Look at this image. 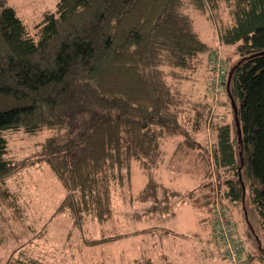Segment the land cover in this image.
Segmentation results:
<instances>
[{"label":"trees","instance_id":"1","mask_svg":"<svg viewBox=\"0 0 264 264\" xmlns=\"http://www.w3.org/2000/svg\"><path fill=\"white\" fill-rule=\"evenodd\" d=\"M55 3L29 27L8 0H0V208H13L11 179L46 164L64 190L53 214H65L74 228L86 220L104 224L116 213L115 194L131 204L126 192L136 166L145 179L134 195L147 215L173 213L170 196L208 208L218 195L226 209L249 203L264 233V0ZM191 11L215 22V41L231 48L235 60L227 64L200 39ZM216 58L225 69L221 95L237 109L240 146L233 119L209 118ZM200 74L211 99L193 93ZM205 126L212 135L208 146L194 140ZM45 130L50 134L33 154L17 159L10 152L8 140L16 133ZM166 143L176 146L168 157ZM189 152L194 166L205 170L204 182L179 192L157 180L164 167H176L175 157ZM145 231L162 242L173 230L160 224L138 232ZM135 261L153 264L149 257ZM3 264L22 262L9 256Z\"/></svg>","mask_w":264,"mask_h":264},{"label":"rangeland","instance_id":"2","mask_svg":"<svg viewBox=\"0 0 264 264\" xmlns=\"http://www.w3.org/2000/svg\"><path fill=\"white\" fill-rule=\"evenodd\" d=\"M55 2L56 0H8V4L16 10L17 16L22 18L29 27L40 19L44 11H54ZM190 17L194 21V27L200 39L209 43L213 51L219 53L217 56L227 59V64L236 59L232 57L231 48L219 47L220 45L215 41L214 21L211 22L212 25L203 15L193 11ZM206 82L207 78L204 81L202 74L200 77L198 75L197 82L194 84V89L196 87L198 90L195 89L194 92L193 89V93L196 96L205 94V99H211V92L204 87ZM211 103L209 118L229 123L233 121L232 109L229 108L223 95L220 94L217 100ZM204 128L201 132H197L194 138L197 137L200 144L205 143L208 146L212 135L206 126ZM49 134L50 130L42 131L36 136H27L23 132H18L8 140V148L16 156L15 158H26L37 150L39 143ZM168 144L164 145L170 151V153L166 151V157L176 147L172 149V146ZM174 160L175 163L181 161L178 157ZM179 167L176 166L174 170L169 168L168 172L164 169L163 179H160L162 177L158 173L157 180L163 184L166 178H178L180 188H185L188 182L190 185L191 183L192 185L200 184L199 179H189L183 176L184 171H180ZM196 167L193 169L194 176H202L205 170ZM132 170L133 187L131 193L126 192L128 199L132 197L131 204H127L124 195L115 194L113 201L116 213L113 214L112 220L104 224L86 220L75 228L72 226V220L65 214H53L55 206L62 199L64 190L46 164L37 168H29L11 179L10 187L14 198L11 196L10 203L14 209L7 204L0 208V264H3L9 256L19 257L22 264L36 261L39 264H134L135 260L146 257H149L153 264H166L171 260L173 264H229L221 256V246L213 235H209V229L211 227L214 229L210 206L206 208L196 204L198 209H191L187 213L184 209L186 206H180L183 202L178 199L174 200L170 196L168 201L172 203L170 211L173 213H170L166 221L160 224L163 228L167 226L173 228L172 233L167 234L166 238L160 242L157 234L150 236L146 231L138 232L143 228L159 226L157 222L161 221L162 217L159 218L157 214L147 215L146 205L135 198L134 194L138 193L137 190L140 187L138 185L141 181L143 183L145 175L136 166ZM215 174L212 170L213 188L216 186ZM222 175L225 176L221 172L219 176ZM243 186L245 188L246 184ZM170 187L172 190H177L172 183ZM199 191H197L196 198L200 196ZM196 198H194L195 201ZM179 206L183 210H177L174 213ZM226 210L228 220L233 226V232L241 245V261L245 262L244 264L248 262L249 264H264V233L259 227L257 213L250 215L247 212L248 217L245 218L239 205L230 204ZM201 217L205 220L199 222ZM208 218L211 221H208ZM114 235H121V237L95 246L85 244L87 239L110 238Z\"/></svg>","mask_w":264,"mask_h":264},{"label":"built area","instance_id":"3","mask_svg":"<svg viewBox=\"0 0 264 264\" xmlns=\"http://www.w3.org/2000/svg\"><path fill=\"white\" fill-rule=\"evenodd\" d=\"M222 61L216 58L214 64L216 67L215 74L211 79L213 87V96L215 100L221 94L220 84L224 80L225 69ZM218 94V95H217ZM210 212L212 213V222L214 225V235L219 246H221L222 255L229 264H242L241 262V245L233 232V226L228 220V211L215 195L210 203Z\"/></svg>","mask_w":264,"mask_h":264},{"label":"crops","instance_id":"4","mask_svg":"<svg viewBox=\"0 0 264 264\" xmlns=\"http://www.w3.org/2000/svg\"><path fill=\"white\" fill-rule=\"evenodd\" d=\"M197 137H195L194 138V140H195V142H198L199 143V141H198V139H196ZM190 154H186L184 157H180V159H181V161H178V162H176V166H180L179 168L181 169L180 171H184V174H183V176H187V177H189V179H196V180H200V182H204V179L202 178L203 176H197L196 177V175L194 176V174L193 173H195V171L193 170L194 168H195V166H192L191 164H193L194 163V159H195V155H194V153L193 152H189ZM194 165V164H193ZM197 168V167H196ZM164 169H165V171H169V167H164ZM171 170V169H170ZM174 170V169H173ZM172 170V171H173ZM197 170V169H196ZM172 171H171V173H172ZM171 173H169V176L170 177H172L170 174ZM175 174H177V172L175 173ZM174 174V175H175ZM191 177V178H190ZM166 178V177H165ZM179 179L178 178H166V179H164V184L165 185H167L169 188H171L170 187V183H172L173 184V186H175V187H177V190H174L173 189V191H179V192H184V191H187V190H191V189H194L196 186H198V185H192V183H191V185L189 184V182H188V184H187V186L185 187V188H180L181 186H180V183H179V181H178ZM247 193H248V188L247 187H245V194L247 195ZM183 202V205H180V206H186L184 209H185V212H187L188 213V211H190L191 209H198L192 202H188V201H182ZM184 203H187V204H184ZM178 207V208H176V210H174V213L177 211V210H183V208L182 207ZM240 210L242 211V213L244 212V214H245V218H246V216H247V212H249L250 213V215H252L253 213H254V210H252V208L250 207V204L249 203H247L246 205H245V207H243V206H240ZM248 217V216H247ZM167 218V217H166ZM166 218H164V219H162L161 220V222L160 223H162V221H166ZM202 220H205L204 218H200L198 221L200 222V221H202ZM208 221H211L209 218H208ZM198 222V223H199ZM248 222V221H247ZM210 223H212V222H210ZM165 225H166V222H165ZM169 228H171V227H169ZM172 230H173V228H171ZM210 231V234L209 235H213V237H214V239H215V235H214V229L211 227L210 229H209ZM211 237H209V239H210ZM209 243V242H208ZM246 255H247V253H246ZM248 264H249V262H248Z\"/></svg>","mask_w":264,"mask_h":264},{"label":"water","instance_id":"5","mask_svg":"<svg viewBox=\"0 0 264 264\" xmlns=\"http://www.w3.org/2000/svg\"><path fill=\"white\" fill-rule=\"evenodd\" d=\"M230 78H231V70L228 72V79H227V82H226V91L227 93L229 94V82H230ZM230 98V96H229ZM230 105H231V109H233V120L235 121V127H236V131H237V142L239 143V146L242 144L241 143V131L239 130V121L237 120V109L235 107V104H234V101L232 98H230ZM239 154V157H240V165L242 166V160H241V151L238 152ZM240 171V169L238 170ZM241 187L243 188V196H242V199L244 197V194H245V188L244 186L241 184ZM244 200V199H243Z\"/></svg>","mask_w":264,"mask_h":264},{"label":"bare ground","instance_id":"6","mask_svg":"<svg viewBox=\"0 0 264 264\" xmlns=\"http://www.w3.org/2000/svg\"><path fill=\"white\" fill-rule=\"evenodd\" d=\"M218 196V195H217Z\"/></svg>","mask_w":264,"mask_h":264}]
</instances>
